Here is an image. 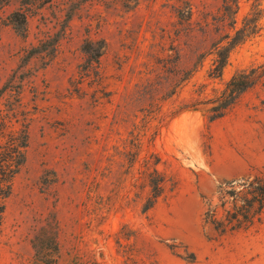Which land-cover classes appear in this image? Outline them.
Returning <instances> with one entry per match:
<instances>
[{"label":"rangeland","instance_id":"374dc122","mask_svg":"<svg viewBox=\"0 0 264 264\" xmlns=\"http://www.w3.org/2000/svg\"><path fill=\"white\" fill-rule=\"evenodd\" d=\"M260 65L264 0H0V142L28 134L0 264H264V220L223 236L204 221L221 182L264 174V80L222 118L185 107Z\"/></svg>","mask_w":264,"mask_h":264},{"label":"trees","instance_id":"16d2710c","mask_svg":"<svg viewBox=\"0 0 264 264\" xmlns=\"http://www.w3.org/2000/svg\"><path fill=\"white\" fill-rule=\"evenodd\" d=\"M35 1V0H34ZM23 2V0H22ZM27 3V2H26ZM39 2L32 4L37 7ZM27 7L31 5L27 4ZM30 8L29 10H31ZM230 4L224 6V13L221 18L223 21L230 19V15L235 14ZM27 14L19 15L21 23L26 22ZM259 13L246 16L243 20V26L235 30L232 35L226 34L229 39L227 44L218 51V58L215 62L212 75L220 76L223 68L226 66L231 50L242 43L244 40L256 33L259 22ZM231 28H235L236 20L232 18ZM39 49V48H34ZM264 80V65L253 66L234 74L227 82L224 90L219 96L208 102H195L186 108L196 109L200 103H211L207 109L210 113L211 121L222 118L234 103L248 90L255 87ZM5 119V118H4ZM9 140L0 142V225L6 210L7 199L10 197L13 189V180L17 173L21 170L26 162V147L28 146V134L17 135V133L9 132ZM159 181L151 180L153 196L149 199L148 205L153 204L160 195L162 188ZM151 204L148 206L150 207ZM264 220V174L256 172L250 174L239 181H224L218 186L217 202L214 199L208 201L205 212V224L210 226L219 236L228 233L240 231H248L255 226L261 224ZM45 246L43 242L36 244L37 253L39 247ZM56 244H46V256L52 253L56 248ZM44 259L47 258L45 257ZM54 261L50 257L48 262Z\"/></svg>","mask_w":264,"mask_h":264}]
</instances>
